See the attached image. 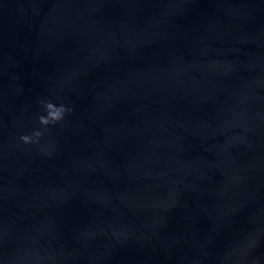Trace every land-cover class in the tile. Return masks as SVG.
Here are the masks:
<instances>
[{"label":"water","instance_id":"obj_1","mask_svg":"<svg viewBox=\"0 0 264 264\" xmlns=\"http://www.w3.org/2000/svg\"><path fill=\"white\" fill-rule=\"evenodd\" d=\"M0 264H264V0H0Z\"/></svg>","mask_w":264,"mask_h":264},{"label":"clouds","instance_id":"obj_2","mask_svg":"<svg viewBox=\"0 0 264 264\" xmlns=\"http://www.w3.org/2000/svg\"><path fill=\"white\" fill-rule=\"evenodd\" d=\"M46 115H42L38 118V122L41 126L47 127L48 125H54L63 120L66 110L63 106L57 107L51 102L44 104ZM42 136L41 131H35L32 136H21V141L24 144L35 143Z\"/></svg>","mask_w":264,"mask_h":264}]
</instances>
